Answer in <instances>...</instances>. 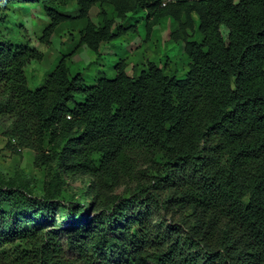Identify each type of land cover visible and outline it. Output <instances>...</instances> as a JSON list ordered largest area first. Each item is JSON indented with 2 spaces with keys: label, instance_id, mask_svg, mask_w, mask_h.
Returning a JSON list of instances; mask_svg holds the SVG:
<instances>
[{
  "label": "trees",
  "instance_id": "16d2710c",
  "mask_svg": "<svg viewBox=\"0 0 264 264\" xmlns=\"http://www.w3.org/2000/svg\"><path fill=\"white\" fill-rule=\"evenodd\" d=\"M0 2L39 5L44 44L80 21L77 42L96 56L135 31L134 14L146 32L169 19L186 56L183 73L147 61L130 74L121 58L89 81L71 51L30 88L26 66L42 52L0 31L8 147L53 162L56 177H89L82 198L61 196L55 179L39 191L0 177V264H264V0ZM126 183L128 195L114 192ZM59 205L64 229L49 224Z\"/></svg>",
  "mask_w": 264,
  "mask_h": 264
},
{
  "label": "rangeland",
  "instance_id": "374dc122",
  "mask_svg": "<svg viewBox=\"0 0 264 264\" xmlns=\"http://www.w3.org/2000/svg\"><path fill=\"white\" fill-rule=\"evenodd\" d=\"M64 13L76 16L78 8L74 2L64 7ZM94 7L90 11V17L96 21V11ZM5 16L8 21L5 27L0 25V31L5 37L16 38L42 52L43 57L40 61H31L26 66L28 85L34 88L41 83L45 72L49 71L57 60L65 54L70 60L72 72L79 71L87 77L89 81L95 76L96 72L104 71L105 75L111 77L114 75V69L111 67L116 61L125 58L127 62V72L132 74V66L143 68L147 66V61H154L160 67L165 62L168 68H176L178 72L183 73L186 69V56L183 52L182 43H173L169 41V32L173 24L169 19L160 21L157 25L151 27L146 32L145 20L141 18L142 12L134 14L129 19L136 27L135 31L127 32L116 39L101 43L100 53L96 56L84 44L77 42L78 21L64 22L59 25L50 38L49 44L40 42L43 28L49 23V18L44 14L39 5L28 3H17L13 6L4 7L0 2V17ZM136 17V18H135ZM225 34V29H222ZM5 126L0 124V177L8 178L20 174L31 180L32 185L39 191L47 186L51 179H55L61 196H74L82 198L85 192H88V176L78 178L65 177L60 173L56 177L55 166L53 162L35 166L34 155L27 150H21L15 153L8 147V138L5 136ZM132 183L122 184L114 189V192L121 195H128ZM88 198V197H87ZM62 205L54 208L52 214L54 220L49 223L50 227L61 229L65 228L61 218ZM64 235L63 233H60Z\"/></svg>",
  "mask_w": 264,
  "mask_h": 264
},
{
  "label": "built area",
  "instance_id": "2783aa9c",
  "mask_svg": "<svg viewBox=\"0 0 264 264\" xmlns=\"http://www.w3.org/2000/svg\"><path fill=\"white\" fill-rule=\"evenodd\" d=\"M168 1H170V0H162V4L164 5Z\"/></svg>",
  "mask_w": 264,
  "mask_h": 264
}]
</instances>
